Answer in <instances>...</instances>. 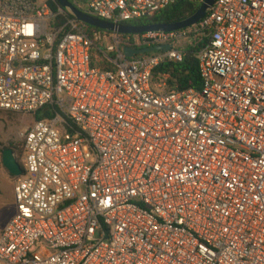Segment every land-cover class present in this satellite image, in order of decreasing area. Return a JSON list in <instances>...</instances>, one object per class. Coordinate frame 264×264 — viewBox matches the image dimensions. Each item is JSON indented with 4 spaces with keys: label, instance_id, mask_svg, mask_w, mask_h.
I'll return each mask as SVG.
<instances>
[{
    "label": "built area",
    "instance_id": "built-area-1",
    "mask_svg": "<svg viewBox=\"0 0 264 264\" xmlns=\"http://www.w3.org/2000/svg\"><path fill=\"white\" fill-rule=\"evenodd\" d=\"M68 1L119 26L178 0ZM86 26L0 0V111L34 117L0 264H264V0H217L177 32ZM201 41V90L154 83Z\"/></svg>",
    "mask_w": 264,
    "mask_h": 264
},
{
    "label": "trees",
    "instance_id": "trees-1",
    "mask_svg": "<svg viewBox=\"0 0 264 264\" xmlns=\"http://www.w3.org/2000/svg\"><path fill=\"white\" fill-rule=\"evenodd\" d=\"M47 1L53 11L55 13L59 10V5L54 0H45ZM201 3L198 0H178L173 5L169 6L159 14L150 17L144 18L136 21L126 22L123 25L128 26H143V25H160V24H169L180 22L184 19L195 14L201 7ZM65 20L64 17L59 16L57 21L59 23H63ZM85 31L89 33L91 36L96 31H102L105 34H109V32L99 30L97 28L86 26ZM204 41H201L200 44L189 46L185 50V58L182 63H165L157 67L154 72V81L157 82L162 75H169L170 80L168 81L169 87L167 91H169L172 87H176L178 90H188L195 89L201 90L202 88V78L200 73V60H199V52L204 45ZM100 47L103 46V43L98 44ZM97 68H102L104 70H113V66L106 62H100L93 65ZM57 109L53 106H48L43 109V111L39 112L35 119L43 120L47 118H51ZM24 146V145H23ZM14 154H23L25 153L24 147L23 150L20 151L19 148L12 147ZM19 163V159L17 160ZM22 167V164H21Z\"/></svg>",
    "mask_w": 264,
    "mask_h": 264
},
{
    "label": "water",
    "instance_id": "water-1",
    "mask_svg": "<svg viewBox=\"0 0 264 264\" xmlns=\"http://www.w3.org/2000/svg\"><path fill=\"white\" fill-rule=\"evenodd\" d=\"M58 3V5L65 11L71 13L77 20L84 23L87 26H91L97 28L99 30H103L106 32L118 33L121 35H141L145 33L151 32H177L182 31L192 26H195L200 21H202L208 13L211 11L213 6L215 5L217 0H205L200 9L193 14L192 16L184 19L180 22L169 23V24H160V25H143V26H128V25H114L112 23H108L106 21L91 17L84 12H81L77 8H75L68 0H54ZM172 46L164 45L159 47H152L143 50H132L130 48H126L124 50L125 55L128 58L134 57L136 54H146L153 53L159 51H170ZM2 162L3 166L13 177H20L23 174V169L21 165L18 163L14 152L12 149H4L2 153Z\"/></svg>",
    "mask_w": 264,
    "mask_h": 264
},
{
    "label": "rangeland",
    "instance_id": "rangeland-1",
    "mask_svg": "<svg viewBox=\"0 0 264 264\" xmlns=\"http://www.w3.org/2000/svg\"><path fill=\"white\" fill-rule=\"evenodd\" d=\"M40 2V0H37ZM185 44L187 48L186 42ZM189 47V46H188ZM159 81L154 83H158ZM34 117L12 112L0 111V235L8 225L15 213V177H13L3 166L2 153L4 149L12 147L23 150V141L20 138L21 131L32 124ZM13 150V149H12ZM21 165L24 159L23 154H14Z\"/></svg>",
    "mask_w": 264,
    "mask_h": 264
}]
</instances>
